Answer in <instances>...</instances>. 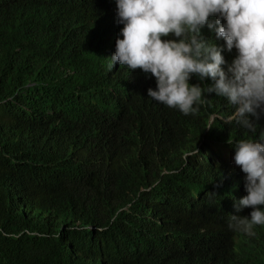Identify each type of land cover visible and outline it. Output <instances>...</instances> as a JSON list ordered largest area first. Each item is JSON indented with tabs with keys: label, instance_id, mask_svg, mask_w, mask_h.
Masks as SVG:
<instances>
[{
	"label": "clouds",
	"instance_id": "clouds-1",
	"mask_svg": "<svg viewBox=\"0 0 264 264\" xmlns=\"http://www.w3.org/2000/svg\"><path fill=\"white\" fill-rule=\"evenodd\" d=\"M20 25L36 34L27 50L48 48L45 37L59 26L73 48L90 46L98 89L87 96L74 89L71 99L45 104L49 120L32 112L25 127L38 131L31 134H12L0 120V160H39L43 167V197L16 177L3 180L4 205L13 216L51 197L43 216L65 242L63 264H264V131L253 137L264 130V0H0V41ZM19 40L16 34L13 41ZM136 75L144 85L122 78ZM207 98L210 105L224 98L229 117L234 114L229 122L250 132L235 142L229 163L194 157L196 189L215 200L196 192L154 195L144 211L117 218L126 208L118 207L103 228L115 221L128 227L126 234L113 238L107 254L82 248L68 230L100 248L96 233L103 228L88 208L130 169L159 164L165 154L159 145L165 140L171 147L179 136L174 117L154 129L151 116L164 107L188 119ZM135 103L133 121L124 108ZM54 125L69 140L40 159L35 148ZM12 253L1 249L4 259L19 264Z\"/></svg>",
	"mask_w": 264,
	"mask_h": 264
},
{
	"label": "trees",
	"instance_id": "trees-1",
	"mask_svg": "<svg viewBox=\"0 0 264 264\" xmlns=\"http://www.w3.org/2000/svg\"><path fill=\"white\" fill-rule=\"evenodd\" d=\"M16 34L20 38L18 43L13 41ZM35 37L36 34L29 25H20L17 32L15 28H11L9 38L0 41V120L4 119L8 132L11 131L12 134H31L38 131L36 127L31 129L25 126L28 125L32 112L49 120V115L44 111L45 104L71 99L74 89L80 88L77 93L82 92L84 96L92 94L93 89H98L96 68L92 65V53L89 52L90 46H81L84 50L73 48V43L62 37V26H59L50 36L45 37L48 48L35 46V51L27 50L32 46L31 39ZM19 44L22 47L17 48L16 45ZM43 57L48 60L43 62ZM122 78L139 86L144 85L137 75L129 79ZM135 106L136 103L124 108L125 114L133 121L136 119ZM196 108L194 114L187 115L188 119L164 107H159L151 116L150 121L154 129L168 115L174 117L179 136L171 147L165 140L159 145V150L165 152L159 164L150 168L146 163L140 168L130 169L129 175L123 176L120 183L117 182L118 185L108 191L99 205L88 208L97 226L103 228L118 207L126 208L117 213V218L122 215L133 216L144 211L145 202L154 195H167L169 198H174L172 195L195 197L196 192L209 197V200H215L209 191L196 189L197 184L192 179L191 171L194 157L209 159L210 156L212 159L229 163L230 158L234 157L235 142L247 137L250 132H243L244 127L235 119L229 122L234 114L229 117L232 107L224 98L212 105L207 98L205 104H197ZM212 112L215 115L210 117ZM259 123L262 125L263 121ZM206 125L209 128H205ZM262 131L264 130L258 128L253 137L255 138L258 132L260 136ZM22 137L26 139L24 135ZM67 140L68 134L54 125L50 137L46 142L38 144L35 153L42 159L53 144ZM228 141H232V145ZM47 156L57 157L53 153ZM42 175L43 167L39 160L22 164L0 160V264H15L11 259H4L1 254L3 248L9 253L13 251L12 255L19 264H63L65 242L61 235H54V222L48 219V215L43 216V212L52 205V201L48 200L51 197L29 203L15 216L5 207L2 197L1 185L9 176L16 177L21 185L35 196L43 197ZM127 229L128 227L118 225L115 221L109 223L102 231L96 233V239L101 244L98 249L92 247L85 234L75 229L68 231L83 244L82 248L85 250L89 247L107 254L113 238L126 234ZM10 246L11 251L8 249ZM110 259L113 262L119 261L116 258Z\"/></svg>",
	"mask_w": 264,
	"mask_h": 264
}]
</instances>
